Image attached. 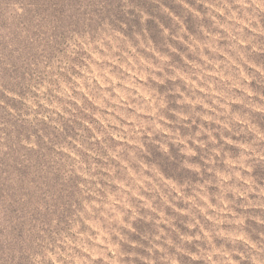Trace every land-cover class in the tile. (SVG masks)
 Wrapping results in <instances>:
<instances>
[{
	"label": "rangeland",
	"instance_id": "rangeland-1",
	"mask_svg": "<svg viewBox=\"0 0 264 264\" xmlns=\"http://www.w3.org/2000/svg\"><path fill=\"white\" fill-rule=\"evenodd\" d=\"M262 136L264 0H0V264H264Z\"/></svg>",
	"mask_w": 264,
	"mask_h": 264
},
{
	"label": "clouds",
	"instance_id": "clouds-1",
	"mask_svg": "<svg viewBox=\"0 0 264 264\" xmlns=\"http://www.w3.org/2000/svg\"><path fill=\"white\" fill-rule=\"evenodd\" d=\"M164 131V129L161 127L160 123L156 120L152 121L147 127L141 129L138 131V135H143V134H147L149 139H154L157 134L162 133ZM174 134H170V136H172ZM261 138H264V136H262ZM155 143H157L161 149V151H163L164 153H169V148L167 147L166 142H162L159 140H155ZM175 142V141H173ZM137 149L139 150V152H141L143 155H151V153L148 151V149L145 147L144 143H139L137 145ZM186 156H195L196 153L194 151H185L184 153ZM135 163H139V159H137L136 161H134ZM186 167H191L190 164H185ZM141 167H143V165H141ZM197 171H199V169H196Z\"/></svg>",
	"mask_w": 264,
	"mask_h": 264
}]
</instances>
